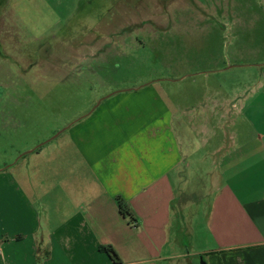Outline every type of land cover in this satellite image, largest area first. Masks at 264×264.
<instances>
[{
	"label": "rangeland",
	"instance_id": "rangeland-1",
	"mask_svg": "<svg viewBox=\"0 0 264 264\" xmlns=\"http://www.w3.org/2000/svg\"><path fill=\"white\" fill-rule=\"evenodd\" d=\"M57 2L0 7L13 11L0 23V173L44 191L35 179L72 118L145 86L184 147L173 237L186 242L218 186L212 175L222 180L214 149L264 127L248 114L264 99V0Z\"/></svg>",
	"mask_w": 264,
	"mask_h": 264
},
{
	"label": "crops",
	"instance_id": "crops-1",
	"mask_svg": "<svg viewBox=\"0 0 264 264\" xmlns=\"http://www.w3.org/2000/svg\"><path fill=\"white\" fill-rule=\"evenodd\" d=\"M17 3L0 0V7ZM8 12L0 10V23ZM139 88L72 118L64 148L48 154L35 179L44 191L0 173V264H264V127L214 149L222 180L212 175L218 186L204 222L185 242L173 237L182 229L173 202L185 189L175 188L185 180L184 147L173 139L161 99ZM257 89L264 94L263 83ZM258 96L248 114L264 125ZM119 201L130 214L120 212Z\"/></svg>",
	"mask_w": 264,
	"mask_h": 264
},
{
	"label": "trees",
	"instance_id": "trees-1",
	"mask_svg": "<svg viewBox=\"0 0 264 264\" xmlns=\"http://www.w3.org/2000/svg\"><path fill=\"white\" fill-rule=\"evenodd\" d=\"M119 210L123 215H128L129 210L127 209L126 205H124L121 201H119ZM103 251H105L115 262L120 263L118 256L114 249L111 246H104L102 247Z\"/></svg>",
	"mask_w": 264,
	"mask_h": 264
},
{
	"label": "water",
	"instance_id": "water-1",
	"mask_svg": "<svg viewBox=\"0 0 264 264\" xmlns=\"http://www.w3.org/2000/svg\"><path fill=\"white\" fill-rule=\"evenodd\" d=\"M100 101V100H99ZM99 101L95 104V105H97L98 103H99ZM30 151H32V149L31 150H28V151H26V152H30Z\"/></svg>",
	"mask_w": 264,
	"mask_h": 264
},
{
	"label": "flooded vegetation",
	"instance_id": "flooded-vegetation-1",
	"mask_svg": "<svg viewBox=\"0 0 264 264\" xmlns=\"http://www.w3.org/2000/svg\"><path fill=\"white\" fill-rule=\"evenodd\" d=\"M48 54V53H47ZM29 58V57H28Z\"/></svg>",
	"mask_w": 264,
	"mask_h": 264
}]
</instances>
